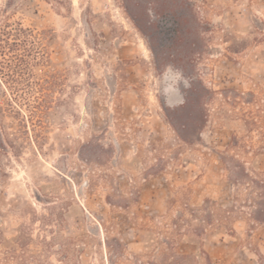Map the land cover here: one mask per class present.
<instances>
[{
  "label": "rangeland",
  "instance_id": "obj_1",
  "mask_svg": "<svg viewBox=\"0 0 264 264\" xmlns=\"http://www.w3.org/2000/svg\"><path fill=\"white\" fill-rule=\"evenodd\" d=\"M256 175L264 0H0V264H264Z\"/></svg>",
  "mask_w": 264,
  "mask_h": 264
},
{
  "label": "trees",
  "instance_id": "obj_2",
  "mask_svg": "<svg viewBox=\"0 0 264 264\" xmlns=\"http://www.w3.org/2000/svg\"><path fill=\"white\" fill-rule=\"evenodd\" d=\"M250 182L253 184L255 188L261 190V192L263 193L261 194V196H264V178H261L260 176L256 175L253 179H250ZM224 212L226 213V216H227L226 218H228L233 213V210L227 209ZM250 216L255 217V218L256 217L264 218V204L263 203L257 204L255 206V210L252 212V214H250Z\"/></svg>",
  "mask_w": 264,
  "mask_h": 264
}]
</instances>
